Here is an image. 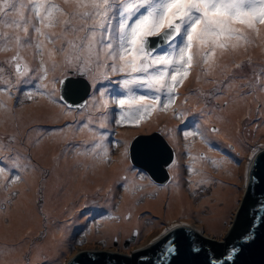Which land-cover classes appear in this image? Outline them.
<instances>
[{
	"label": "rangeland",
	"instance_id": "1",
	"mask_svg": "<svg viewBox=\"0 0 264 264\" xmlns=\"http://www.w3.org/2000/svg\"><path fill=\"white\" fill-rule=\"evenodd\" d=\"M117 2L130 0H109ZM92 3L0 0V264H67L107 234L128 244L191 226L230 236L253 207L252 161L264 150V23H234L238 31L215 44L194 39L185 67L167 44L156 53H170L171 64L140 59L151 64L147 73H132L99 43L103 17ZM107 15L115 29L119 17ZM41 20L48 28L38 33ZM61 67L90 85L80 110L58 99ZM175 69L188 75L170 100ZM161 72L157 84L152 77ZM155 132L173 152L163 184L130 165L127 155L136 136Z\"/></svg>",
	"mask_w": 264,
	"mask_h": 264
},
{
	"label": "water",
	"instance_id": "2",
	"mask_svg": "<svg viewBox=\"0 0 264 264\" xmlns=\"http://www.w3.org/2000/svg\"><path fill=\"white\" fill-rule=\"evenodd\" d=\"M166 31L168 29L148 37V46L153 49L165 46L161 36ZM89 88L83 76L68 75L58 83V99L66 108L79 110L85 105ZM148 146L158 153L147 149ZM127 155L130 165L142 170L153 183L167 181L173 152L158 133L136 136L130 142ZM252 165L250 177L254 182L243 198L250 195V191L254 196L253 207L232 235H222L204 226H191L167 230L154 241L124 244L107 234L93 248L70 258L67 264H164L162 254L172 247L175 253L167 258L169 264H264V150L256 154ZM132 235L130 241L135 233Z\"/></svg>",
	"mask_w": 264,
	"mask_h": 264
},
{
	"label": "snow or ice",
	"instance_id": "3",
	"mask_svg": "<svg viewBox=\"0 0 264 264\" xmlns=\"http://www.w3.org/2000/svg\"><path fill=\"white\" fill-rule=\"evenodd\" d=\"M246 4L250 6L245 7ZM9 6L15 10L14 4ZM92 7L96 9V15L102 16L103 21H108L107 27L103 21L99 25L101 29H104V37L99 43L110 50L111 57L126 61L125 66L130 68L132 73H147L151 64L172 63L168 58L170 53H155V49L148 46L147 38L160 35L164 29L168 31L163 32L162 41L169 45L172 53L178 52V62L181 67H185V51L191 49L194 39L202 45L209 42L215 44L221 36L231 37L238 31L232 27L234 23L247 24L249 27H252L255 21L264 23V0H130L124 3L117 2L114 5L109 4V0H102V4L93 0ZM102 8L103 11H101ZM3 10L0 8V11ZM108 11L112 12L113 17H119V23L115 29L112 28V18L108 17ZM82 15L87 17L91 14L85 12ZM24 31L27 32V28ZM35 31L39 33L40 29L36 28ZM112 31H115V36L110 35ZM91 35L95 37V30H92ZM181 36L186 37V41L181 40L177 44L176 40ZM113 40L116 42V47H113ZM220 46L224 47V45ZM128 56H131L130 60L127 59ZM149 57H151V64L138 63V60H147ZM191 61L192 56L189 54L187 65H190ZM112 68L113 71H125V67L117 68L113 65ZM164 75L166 73L161 72L159 76H154L152 79L160 84ZM187 75V71H184L181 76L180 69H175L170 77L172 83L168 86L170 100L174 98L172 96L174 87ZM124 83L127 84L129 81L125 80ZM140 99L143 100L144 97L141 96ZM155 99L159 101L160 97L156 96ZM118 102L121 106L126 103L125 99H119ZM163 107H168V103H164ZM148 111V108L141 110L140 118H143ZM211 131L218 130L213 128ZM191 134L194 133L184 132L185 136ZM174 253V247L165 250L161 257L164 264H169L167 258Z\"/></svg>",
	"mask_w": 264,
	"mask_h": 264
},
{
	"label": "bare ground",
	"instance_id": "4",
	"mask_svg": "<svg viewBox=\"0 0 264 264\" xmlns=\"http://www.w3.org/2000/svg\"><path fill=\"white\" fill-rule=\"evenodd\" d=\"M19 0H17V2H18ZM13 2V1H12ZM27 2V1H26ZM18 4V3H17ZM12 5V4H11ZM23 6H24V4H22ZM25 6H26V4H25ZM22 7V6H21ZM20 8H18L17 10H19ZM21 10V9H20ZM40 11V10H39ZM43 13V12H42ZM42 15V14H41ZM41 17H43V16H41ZM47 18V17H46ZM48 19V18H47ZM49 19H50V17H49ZM42 21V24H41V26L39 27L40 28V30H44V29H47L48 28V25L45 23V20H41ZM48 22V21H47ZM80 24V23H79ZM3 25V24H2ZM59 36H62V34H60ZM30 46L31 47H28L29 49H31L32 50V47L34 46L33 44H30ZM27 47V46H26ZM26 47H24V49L26 48ZM85 47V46H84ZM78 51V50H77ZM27 56V55H26ZM28 57V56H27ZM27 57H25L24 56V58L25 59H27V63H28V68L30 69V63H29V58H27ZM214 67V66H213ZM28 71V70H27ZM26 82V81H25ZM234 82V81H233ZM232 83V82H231ZM231 86H233V85H231ZM227 87V86H226ZM225 87V88H226ZM260 87H262V86H260ZM229 89H230V87H228ZM227 89V88H226ZM228 92V91H227ZM237 92V91H236ZM264 92V91H263ZM232 93V92H231ZM227 95H229V94H226V96ZM260 96V95H259ZM236 97V96H235ZM261 97H264V93L263 94H261ZM229 98V97H228ZM238 98V97H237ZM241 98V97H240ZM239 98V99H240ZM244 98H241L240 100H242V102H246L247 101V99L245 98L244 100H243ZM232 100V99H231ZM237 104H238V102H237ZM241 105H243V103L241 104ZM232 107V106H231ZM230 108V107H229ZM228 108V109H229ZM233 108V107H232ZM243 108V107H242ZM220 120V119H219ZM2 123V122H1ZM207 123V122H206ZM8 124V123H7ZM5 125V124H4ZM85 131V130H84ZM84 133H86V132H84ZM89 133V132H88ZM89 135V134H88ZM90 137V136H89ZM89 137H82V139L85 141V140H88L89 139ZM91 139V138H90ZM81 141V140H80ZM99 141V140H98ZM74 142V141H73ZM72 142V143H73ZM93 143H94V141H92ZM96 142V141H95ZM71 143V144H72ZM81 143H83V142H81ZM147 149H153V147H151V146H148L147 147ZM103 150V149H102ZM102 150H98L99 152H101ZM153 152H155V153H158V151L156 150V149H153ZM102 153V152H101ZM77 154H79L78 153V151H77ZM85 154H87V153H85ZM89 154H91L90 152H89ZM94 154V153H93ZM78 156V155H77ZM80 156H81V154H80ZM118 157V156H117ZM99 158V157H98ZM97 160H99V159H97ZM101 166V165H100ZM225 167V166H224ZM230 177V176H229ZM119 178V177H118ZM125 197V196H124ZM130 197H132V196H130ZM127 199V198H126ZM132 199V198H131ZM115 203V202H114ZM113 203V204H114ZM126 203H127V201H126ZM128 204H129V202H128ZM126 206H127V204H126ZM203 206V205H202ZM124 207V206H123ZM122 208V207H121ZM114 228V227H113ZM1 230V229H0Z\"/></svg>",
	"mask_w": 264,
	"mask_h": 264
},
{
	"label": "flooded vegetation",
	"instance_id": "5",
	"mask_svg": "<svg viewBox=\"0 0 264 264\" xmlns=\"http://www.w3.org/2000/svg\"><path fill=\"white\" fill-rule=\"evenodd\" d=\"M108 14L109 15H111V11H108ZM167 45V44H166ZM166 45L165 46H163V47H166ZM160 48V47H159ZM159 48H157V49H159ZM162 48V47H161ZM157 49H155V53H156V50ZM155 53H154V55H155ZM147 53H145V55H146ZM149 59V58H148ZM62 66L64 65L63 63L61 64ZM62 68V67H61ZM60 68V69H61ZM60 71V70H59ZM62 74H61V76L58 78V80H57V93H58V83H59V81L62 79V78H64V77H67L68 76V74L67 73H63L64 72V68H62V70L60 71ZM66 72V71H65ZM67 74V75H66ZM71 74V76H80V74L81 73H77V74H72V73H70ZM86 104V103H85ZM85 106V105H84ZM80 110V109H79ZM134 240V239H133ZM133 240L131 241V242H133ZM129 240H125V241H123L124 242V244H128V243H130V242H128Z\"/></svg>",
	"mask_w": 264,
	"mask_h": 264
},
{
	"label": "trees",
	"instance_id": "6",
	"mask_svg": "<svg viewBox=\"0 0 264 264\" xmlns=\"http://www.w3.org/2000/svg\"><path fill=\"white\" fill-rule=\"evenodd\" d=\"M41 126V125H40ZM43 127V126H42ZM31 147V146H30ZM63 153H65L66 155H68V152L67 151H63ZM39 170H41L42 168L41 167H38Z\"/></svg>",
	"mask_w": 264,
	"mask_h": 264
}]
</instances>
